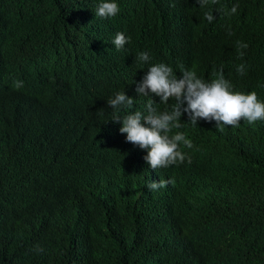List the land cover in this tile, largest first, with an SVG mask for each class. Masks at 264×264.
I'll use <instances>...</instances> for the list:
<instances>
[{
	"label": "clouds",
	"instance_id": "9594fccd",
	"mask_svg": "<svg viewBox=\"0 0 264 264\" xmlns=\"http://www.w3.org/2000/svg\"><path fill=\"white\" fill-rule=\"evenodd\" d=\"M68 130L93 154L71 155ZM15 131L55 146L93 193L58 181L46 193L43 177L18 173ZM126 149L135 161L116 183L102 155ZM56 186L72 196L52 197ZM23 188L41 212L16 198ZM16 204L27 232L62 234L36 248L53 259L9 264H264V0H0L6 262Z\"/></svg>",
	"mask_w": 264,
	"mask_h": 264
},
{
	"label": "trees",
	"instance_id": "16d2710c",
	"mask_svg": "<svg viewBox=\"0 0 264 264\" xmlns=\"http://www.w3.org/2000/svg\"><path fill=\"white\" fill-rule=\"evenodd\" d=\"M14 1L18 2V0ZM22 1L25 3L26 0ZM42 6L44 5L39 4L38 10H40ZM37 15L38 13L35 14L34 17L31 16L29 22H27L29 29H35ZM11 141H18L15 146H11L12 153L19 165L18 173L25 175L26 178H29L32 175L43 177L46 180V193L50 191L57 181L60 183H70V193L72 195L78 193H93L94 186L92 180H86V178H83L85 172L82 170L73 168L71 171L68 169L70 160L56 157L57 150L52 144L35 138V136L16 131L12 132ZM66 142L69 144V152L71 155H73L74 149H85L88 154H93L91 149L95 147V141L92 138H89L85 132H82L79 137L75 138V133L68 130V138ZM102 159L113 171L114 181L116 183L127 176L128 170L135 161L134 154L130 149H126L122 154L116 156L103 154ZM54 193L72 196L62 186L54 187L52 190V197ZM24 196H27L28 198H23ZM33 196V189L23 188L20 192V197L17 196L16 198L26 207H29L30 209L34 208L38 212H41L45 204L44 200L32 198ZM25 215L26 210L16 204L10 214L5 218L7 221L5 227L17 232V234L11 243L13 249H8V255L12 259H9L6 262L2 258L4 253L0 252V264L15 263V260L13 259H18L19 255L23 256V254H27L28 252L39 262L40 259L45 260L54 258V251L50 250L47 254H42V252L38 253L36 248L40 247L44 251L49 247L57 246L60 244L57 243L60 241V239L57 238L62 232L56 231L58 228H53L46 224L38 230L27 232ZM103 238L104 237L102 236L101 239ZM64 240L66 239L64 238ZM76 248L80 249L81 246L78 245ZM71 261H73L74 264H78L79 262H87V264H108L104 262L100 256L95 259H92L90 256H77L73 257Z\"/></svg>",
	"mask_w": 264,
	"mask_h": 264
},
{
	"label": "bare ground",
	"instance_id": "6f19581e",
	"mask_svg": "<svg viewBox=\"0 0 264 264\" xmlns=\"http://www.w3.org/2000/svg\"><path fill=\"white\" fill-rule=\"evenodd\" d=\"M12 134V133H11ZM17 139V138H16ZM25 144V143H24Z\"/></svg>",
	"mask_w": 264,
	"mask_h": 264
}]
</instances>
